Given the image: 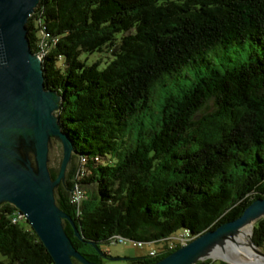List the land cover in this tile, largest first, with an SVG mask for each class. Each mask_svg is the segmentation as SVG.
<instances>
[{"label":"trees","instance_id":"1","mask_svg":"<svg viewBox=\"0 0 264 264\" xmlns=\"http://www.w3.org/2000/svg\"><path fill=\"white\" fill-rule=\"evenodd\" d=\"M27 24L34 52L45 40L46 88L63 96V130L91 155L81 213L70 198L76 172L55 192L90 261L102 264L100 243L123 234L159 244L127 258L151 264L170 252L165 237L216 229L264 196V53L236 66L212 55L248 37L264 47V0H40ZM103 50L105 67L82 57ZM190 65L198 76L184 82ZM212 99L216 109L198 118ZM19 212L0 204V264H56L28 218L14 221ZM253 234L264 248V217ZM216 261L229 264H194Z\"/></svg>","mask_w":264,"mask_h":264},{"label":"water","instance_id":"2","mask_svg":"<svg viewBox=\"0 0 264 264\" xmlns=\"http://www.w3.org/2000/svg\"><path fill=\"white\" fill-rule=\"evenodd\" d=\"M39 2L0 0V204L13 202L26 213L56 264H76V256L95 264L73 245L64 218L81 236L80 228L71 214L57 204L55 186L65 178L72 154L78 152L72 136L63 130L60 117L55 115V110L61 109L63 96L46 88L43 59L30 43L27 23ZM51 136L58 137L65 147L56 178L48 162ZM23 143L31 145L37 167L29 155L25 156ZM262 217L264 196L256 197L237 218L195 235L151 264H194L205 257L229 264H252L240 256L249 252L243 251L238 235L246 227L254 228ZM253 235L252 231L257 264H264V248L257 245Z\"/></svg>","mask_w":264,"mask_h":264},{"label":"rangeland","instance_id":"3","mask_svg":"<svg viewBox=\"0 0 264 264\" xmlns=\"http://www.w3.org/2000/svg\"><path fill=\"white\" fill-rule=\"evenodd\" d=\"M262 53H264V47L262 46V44L258 43L257 40L248 37L244 41L237 42V43L233 42V43L228 44V46L221 45L217 47L216 50H213L212 55H215L220 60L221 64L225 63V64L236 66L239 63H241L242 59L250 60L252 56L262 54ZM82 57L86 59L90 64L100 58L101 66L105 67L111 58V54L105 50L95 51L93 53L83 52ZM203 67L206 68L207 65L203 64ZM185 70H184L185 74L181 76V79L184 82H189V81L191 82L192 76L193 77L198 76V72L194 66L192 67L191 65L187 66ZM162 98L163 96H161V94H158L157 99L154 100L152 104L156 106L157 103H159L160 99ZM216 105L217 104L215 100L212 99L210 103L198 113L199 115L198 118L202 117L203 114L205 115L208 112L214 111L216 109ZM55 113H56L55 115L59 114L58 109L55 110ZM49 147L50 148H49L48 162H49L50 169L52 171L56 170L57 173H59L61 171L63 158L65 157V147L63 145V142L56 136H51V143H49ZM79 158H80L79 154L77 153L72 154V158H70L69 163H68L67 172L65 173V178L62 180V182L66 180L70 171H73V173L77 172L78 166L80 163ZM59 185L57 184V186ZM95 187L96 186L91 185L89 187L90 191L94 189ZM55 192H56V186H55ZM163 245L166 246V243ZM154 247L156 248L159 247V244L153 241L146 242L144 245L138 244L135 241H129V242L115 241L113 242V240L110 238L109 241L100 243L99 248L98 247L97 248L99 251L102 250L109 254L108 256H104L102 264H129V259H127V257L129 258V257H136V256H141V255L144 256V255L150 254L151 250ZM240 256L244 260L249 259V256L242 255V253L240 254ZM75 258H76V262H75L76 264H93V263L85 262L80 257L76 256ZM219 263L220 261L212 262V264H219Z\"/></svg>","mask_w":264,"mask_h":264},{"label":"built area","instance_id":"4","mask_svg":"<svg viewBox=\"0 0 264 264\" xmlns=\"http://www.w3.org/2000/svg\"><path fill=\"white\" fill-rule=\"evenodd\" d=\"M48 37L49 34L47 33ZM45 40H42L41 42V49L38 51V55H41L42 49L43 47H45L44 45ZM80 157V156H79ZM81 158V157H80ZM79 158V160H80ZM84 173V163H79L78 166V170L76 172L75 178L78 180L76 182V185L71 188V192H70V198H71V203L73 205H75L78 209V213H81V203L82 201H84V198L87 196V191H86V186L82 183L79 182V179H81L82 177H84L85 175H83ZM21 214V209L19 214H17L14 217V221H17L20 218H27L26 215H20ZM193 237H195V235H192L190 230L189 233L186 232H182V231H178L176 233H173L172 235H169L167 237L164 238V241L166 243V248L169 249L170 251L176 249L177 247L181 246L182 244H187ZM117 242L123 241V242H129V241H135L138 244H142L144 245L147 241H143L142 239H134L131 237H128L126 235H121L120 237L116 240ZM115 242V241H113ZM148 242H152V241H148ZM155 242V241H153ZM160 249L157 247H154L151 250V253H157L159 252Z\"/></svg>","mask_w":264,"mask_h":264},{"label":"bare ground","instance_id":"5","mask_svg":"<svg viewBox=\"0 0 264 264\" xmlns=\"http://www.w3.org/2000/svg\"><path fill=\"white\" fill-rule=\"evenodd\" d=\"M32 14V13H31ZM57 40V39H55ZM47 48L43 47L41 55L39 57H41L42 59L44 58V56L47 54ZM79 156L80 158V163H84V173L83 175H86L90 172H92V170L87 166V164L89 163V157L91 155L85 154V153H80ZM98 159H100L99 156H96ZM102 159V158H101ZM20 215H26V213L24 211L21 210V214ZM182 232H186L189 233V230H181ZM252 227H246L244 229H242V233L241 235H238V239L240 241L241 247L243 248V251L249 252V259H245L246 261L252 263V264H257L258 263V259L256 258V254H255V248H254V244L253 241L251 240V235H252ZM123 235V234H122ZM120 237V234H117L115 237H111V239L113 241H116L118 238ZM148 242V241H147ZM252 254V255H251Z\"/></svg>","mask_w":264,"mask_h":264},{"label":"flooded vegetation","instance_id":"6","mask_svg":"<svg viewBox=\"0 0 264 264\" xmlns=\"http://www.w3.org/2000/svg\"><path fill=\"white\" fill-rule=\"evenodd\" d=\"M22 149H24L23 150V152H24V154H25V156H30V159H31V161H32V164L35 166V167H37V163H36V160H35V154L32 152V149H31V145L30 144H28V145H26L25 143H23V146H22ZM109 254H103V259H104V256H108ZM103 259H102V261H103Z\"/></svg>","mask_w":264,"mask_h":264}]
</instances>
